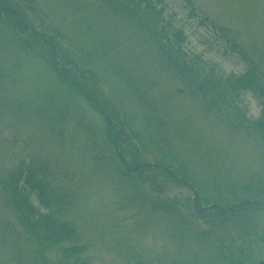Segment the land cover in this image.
Wrapping results in <instances>:
<instances>
[{
	"label": "rangeland",
	"instance_id": "1",
	"mask_svg": "<svg viewBox=\"0 0 264 264\" xmlns=\"http://www.w3.org/2000/svg\"><path fill=\"white\" fill-rule=\"evenodd\" d=\"M152 4L143 14L128 0H0V264L264 259L250 230L264 232V207L234 211L264 191V0ZM159 10L181 42L153 29ZM210 19L233 26L237 49ZM175 41L197 61L175 54ZM248 64L261 82L229 77ZM157 162L194 185L205 213ZM36 163L61 198L51 217L59 233L44 221L54 206L13 196L10 173Z\"/></svg>",
	"mask_w": 264,
	"mask_h": 264
},
{
	"label": "trees",
	"instance_id": "2",
	"mask_svg": "<svg viewBox=\"0 0 264 264\" xmlns=\"http://www.w3.org/2000/svg\"><path fill=\"white\" fill-rule=\"evenodd\" d=\"M174 53L177 54L175 51H174ZM175 57L178 60L180 56L179 55H175ZM184 59H185V57H184ZM185 64L187 65L188 69L190 70L188 73H190L192 75L193 74L192 72L195 71V69L192 68L193 69L192 70L190 68V67H192V64L186 62V60H185ZM29 183H30V187L32 189L37 190L39 192V196L38 197H39L42 205H45V207H50V196L48 195L49 194V189L44 184H40V182L35 181V179H30ZM12 190H13V193H16V191H17V186L14 183L12 185ZM23 194L26 196L25 193H22L21 194L22 197H24ZM55 201H56V197H54V202ZM21 202L24 204V206H27V203L24 200L21 201ZM29 209L32 210L31 207H29ZM52 216H53L52 213H50L49 215H45L44 216V221L45 222H54L53 219L51 218ZM29 223H32V222H29ZM33 223H35V222H33ZM46 229L50 233H53V234H55V232L57 231L55 224H53V225L49 224V226H47Z\"/></svg>",
	"mask_w": 264,
	"mask_h": 264
}]
</instances>
